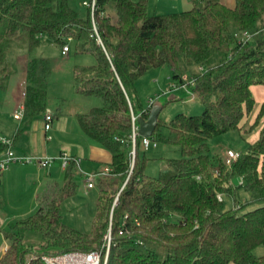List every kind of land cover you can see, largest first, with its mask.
Wrapping results in <instances>:
<instances>
[{
  "label": "trees",
  "instance_id": "trees-1",
  "mask_svg": "<svg viewBox=\"0 0 264 264\" xmlns=\"http://www.w3.org/2000/svg\"><path fill=\"white\" fill-rule=\"evenodd\" d=\"M83 6L80 17L69 0H0V88L15 71L19 50L31 54L45 36L62 48L75 41L78 51L96 58L75 66V91L102 100L76 118L111 153L110 174L96 182L90 231L71 226L62 215L63 200L75 192L71 161L64 185L54 184L34 214L3 230L7 247L0 264H45L42 254L105 251L107 233L108 264H264V252L254 253L264 247V101L250 122L257 110L251 86L264 85V0H236L234 6L198 0L164 14H150L148 0H97L98 34L91 8ZM108 9L115 11L114 21ZM245 31L252 37L243 42ZM182 60L204 110L178 113L168 124L157 116L151 140L166 126L168 134L159 133V140L179 146L182 156L167 159L151 176L141 137L135 148L130 138L132 112L148 119L150 111L141 106L136 82L148 69L168 65L171 78L183 86ZM49 72L47 60L31 56L24 117L45 113ZM231 130L259 134L228 168L223 152H210L209 141ZM4 149L0 142V153ZM239 189L260 204L240 213L245 203L236 199ZM220 193L233 196L235 208H225ZM32 235L40 237L38 244L26 242Z\"/></svg>",
  "mask_w": 264,
  "mask_h": 264
},
{
  "label": "rangeland",
  "instance_id": "rangeland-1",
  "mask_svg": "<svg viewBox=\"0 0 264 264\" xmlns=\"http://www.w3.org/2000/svg\"><path fill=\"white\" fill-rule=\"evenodd\" d=\"M69 1L75 10L79 13H85L86 7L83 6L82 0ZM67 45L70 47V52L68 55H62V47L55 44L50 37L45 36L41 44L31 54H27L25 50L16 52L17 56L25 53L28 56H35L48 61L50 72L47 75V105L49 104L52 108L51 110L55 112V121L60 116H67V112L70 110H83L91 106L102 105V100L97 96L82 95L73 91L75 66L94 64L96 62L94 54L89 51H78L75 41L69 40ZM181 67V75L186 83L185 87L180 86L178 82L171 78L172 69L168 65L148 69L139 76L136 82L141 106L147 108L148 101L152 99V105L150 106L151 115H157L165 124H168L178 113L198 115L204 110L202 100L193 90L191 75L184 60L181 61ZM173 84H176L178 89H171L173 88ZM258 88L256 87L254 89L257 107L262 103ZM255 114L256 112L250 117V122L254 119ZM159 133L167 135L168 128L162 126L155 133L156 147L141 148L145 151L144 153L148 158L145 172L151 176H157L159 171L167 166V159L180 158L182 156L179 146L159 140ZM258 134L259 130L249 136L242 135L237 130L219 134L210 139V152L222 153L224 149L244 152L247 150L249 142H252ZM14 164H21V162L12 163L10 166ZM23 164L34 165V163L27 162ZM34 178H37V176L31 175L30 179ZM23 186V184L17 185L16 183L8 188L0 182V252L4 249L6 242L3 236V230H7L10 224L15 221L32 215L37 211L36 208L25 213L35 202V193L39 186L38 183L32 189L34 190L36 188L33 195L34 198H32L30 192L25 191ZM28 186L31 188V183L26 185V188ZM41 190H43V187L39 190L40 193ZM97 196V188H85L81 180L77 181L76 191L67 196L62 203L64 221L75 228L89 232L91 229V219L95 213ZM222 198L225 208H235L236 202L233 196L222 194ZM236 199L245 203L244 206L237 208L240 213L251 210L260 204L254 203L251 193L242 189H239ZM26 242L28 244H38L40 237L37 235L29 236ZM263 252V245H259L254 249L256 255H261ZM32 256H35V254H32Z\"/></svg>",
  "mask_w": 264,
  "mask_h": 264
},
{
  "label": "crops",
  "instance_id": "crops-1",
  "mask_svg": "<svg viewBox=\"0 0 264 264\" xmlns=\"http://www.w3.org/2000/svg\"><path fill=\"white\" fill-rule=\"evenodd\" d=\"M83 1L84 0H82V3ZM194 1L198 0H148V12L150 14H164L186 10L192 7ZM219 1L228 6H234L236 0ZM85 13H80V17H84ZM108 13L112 16L114 21L116 19L115 11L108 9ZM69 52L70 47L66 53H63L61 48L62 55H68ZM30 58L31 56L25 53L16 56V69L9 77L6 88H0V133L6 137L13 138V149L15 152L20 155L55 157L49 167H40L35 163L34 165L21 163L14 164L0 173V182H2L4 186L10 188L11 185H15L16 183L17 185L23 184L25 191L30 192L32 198H34L33 195L36 188L34 190L32 189L36 183H38L39 186L35 193V202L25 213L36 208L38 210L40 197L50 193L54 184H59V188L61 187L60 185H64L66 168L62 167L61 159L58 158L62 151L69 152L73 157L81 158L80 167L76 168L73 174L75 191L77 188V181L79 180H81L82 184L87 188L80 169L86 172L97 171L110 167L109 164L111 162L110 151L99 142L86 135L78 124L76 118L77 114L86 112L89 108H84L83 110H70L67 112V116H60L55 121V112L51 110L52 108L48 104L45 113L48 111L53 115L51 128L49 130H45L44 128L45 113L33 119L23 117L19 120L14 118L13 115L21 99V93L26 86L27 64ZM256 87H259L258 89L261 96L260 101L263 102L264 85H252L253 94ZM73 91H75L74 84ZM259 108L260 106L257 107L256 113ZM150 113L151 111H149V115ZM24 123H26V125L23 126ZM48 136H51V138L48 139ZM257 137L258 135L256 138ZM256 138L254 140H256ZM254 140H252V142ZM152 146L156 147L157 143L155 146ZM31 175H35L37 178L30 179ZM30 183L31 188H29V186L26 188V185ZM42 187L43 190H41L40 193L39 190ZM93 188H96V185L88 189ZM6 247L7 243L5 242L4 249L0 252V257L6 250Z\"/></svg>",
  "mask_w": 264,
  "mask_h": 264
},
{
  "label": "built area",
  "instance_id": "built-area-1",
  "mask_svg": "<svg viewBox=\"0 0 264 264\" xmlns=\"http://www.w3.org/2000/svg\"><path fill=\"white\" fill-rule=\"evenodd\" d=\"M96 1L97 0H84L83 4L88 5L91 8L92 13V24L93 28L96 34H98L97 26L93 17L95 8H96ZM252 37V35L245 31L242 33V41L246 42ZM71 39V38H69ZM98 42L101 43L100 38L98 39ZM69 50V46L66 44L62 48V52L66 53ZM193 82V80H192ZM186 84V83H185ZM183 84V87L186 85ZM172 89H178L176 84L172 85ZM25 96H26V88L23 89L21 93V99L19 100L16 110L14 112V118L15 119H22L24 117L25 112ZM152 99L148 101V107L152 105ZM141 116L139 114H134L132 112V132L130 135L131 142L133 148H135L136 145V138L137 136L141 137V147L143 149L149 148L152 145H156V141H152L150 136H142L139 134V118ZM53 119V115L50 112H46L44 114V128L45 130H49L51 128V122ZM51 136H48V139H50ZM0 142L5 145V149L3 152L0 153V173L6 170L10 164L15 162H21V163H36L40 167H49L55 157L51 156H38V155H20L15 152L13 149V138L6 137L0 133ZM134 154V150L132 151ZM224 163L225 165L230 168L234 161L238 158L239 152L235 151L233 149H224ZM58 158L61 159L62 167L66 168L71 161L75 162L76 168L80 167V161L81 158L73 157L69 152L62 151ZM81 171L82 177L84 178V181L86 183L87 188H92L96 185L97 179L99 177H103L110 174V167L104 168L97 171ZM243 178L240 177L238 179V183H242ZM218 199L222 200V194H218ZM117 201V198L115 202ZM105 251L101 249H94L90 251H80V250H74V251H68L63 252L59 254H42L41 259L44 261L45 264H108L109 259V253H110V245H111V235L110 233H107L105 235ZM32 257H37L32 256Z\"/></svg>",
  "mask_w": 264,
  "mask_h": 264
},
{
  "label": "water",
  "instance_id": "water-1",
  "mask_svg": "<svg viewBox=\"0 0 264 264\" xmlns=\"http://www.w3.org/2000/svg\"><path fill=\"white\" fill-rule=\"evenodd\" d=\"M157 115H149L148 119L139 118V134L142 136H151L156 127Z\"/></svg>",
  "mask_w": 264,
  "mask_h": 264
}]
</instances>
